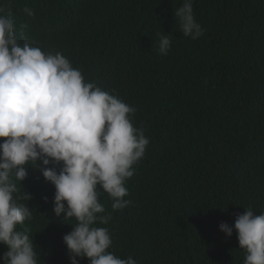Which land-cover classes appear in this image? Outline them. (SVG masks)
<instances>
[{
	"label": "trees",
	"instance_id": "obj_1",
	"mask_svg": "<svg viewBox=\"0 0 264 264\" xmlns=\"http://www.w3.org/2000/svg\"><path fill=\"white\" fill-rule=\"evenodd\" d=\"M183 3L0 0V14L21 46L27 39L62 54L85 82L136 109L131 123L149 144L125 181L130 203L113 210L97 189L99 215L111 219L94 226L107 228L108 251L136 264H244L235 231L226 237L219 224L231 226L244 210L264 212V0H192L203 30L195 40L179 29ZM164 35L167 55L159 51ZM26 170L23 181L13 178V195L33 215L17 230L27 229L38 264H70L62 237L77 221L56 218L54 186Z\"/></svg>",
	"mask_w": 264,
	"mask_h": 264
},
{
	"label": "clouds",
	"instance_id": "obj_2",
	"mask_svg": "<svg viewBox=\"0 0 264 264\" xmlns=\"http://www.w3.org/2000/svg\"><path fill=\"white\" fill-rule=\"evenodd\" d=\"M24 11L33 15L30 9ZM175 16L184 36L195 40L202 35L192 0H184ZM170 46L169 35L162 36L160 53L167 55ZM135 112L94 82H85L62 54H46L27 39L21 46L12 20L0 14V244L7 248L0 254L3 264H38L27 229L17 230L32 219V211L13 195V178L23 181L29 166L54 186L55 217L77 221L62 237L70 264H79L78 257L89 264H136L131 257L109 252L107 228L94 226L111 219L99 215L105 209L98 186L112 199L113 210L130 203L123 199L128 195L125 181L134 175L133 165L149 144L143 130L131 123ZM56 165H61L59 171ZM23 199L32 197L24 192ZM219 230L226 237L235 231L239 248L246 251L244 264H264V212L244 210L231 226L221 222Z\"/></svg>",
	"mask_w": 264,
	"mask_h": 264
}]
</instances>
